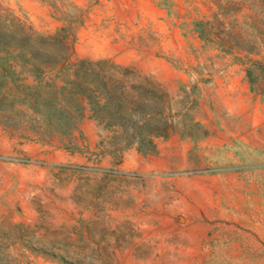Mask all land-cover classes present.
Instances as JSON below:
<instances>
[{"label": "rangeland", "instance_id": "1", "mask_svg": "<svg viewBox=\"0 0 264 264\" xmlns=\"http://www.w3.org/2000/svg\"><path fill=\"white\" fill-rule=\"evenodd\" d=\"M249 3L253 17L233 25L261 26L264 0ZM0 6L34 35L72 27L73 62L150 80L173 128L144 154L119 152L90 119L69 146L0 125V264H264V45L226 52L200 36L193 22L212 16L211 0Z\"/></svg>", "mask_w": 264, "mask_h": 264}, {"label": "trees", "instance_id": "2", "mask_svg": "<svg viewBox=\"0 0 264 264\" xmlns=\"http://www.w3.org/2000/svg\"><path fill=\"white\" fill-rule=\"evenodd\" d=\"M211 1L212 16L193 22L200 36L217 40L226 52L251 53L264 45V16L256 17L261 26L232 23L240 15L253 17L250 0L243 2L245 12L234 0ZM15 20L0 6V125L28 141L69 146L90 119L115 133L119 152L137 146L144 154L172 135L168 95L150 80L109 60L73 62L72 27L43 37Z\"/></svg>", "mask_w": 264, "mask_h": 264}, {"label": "crops", "instance_id": "3", "mask_svg": "<svg viewBox=\"0 0 264 264\" xmlns=\"http://www.w3.org/2000/svg\"><path fill=\"white\" fill-rule=\"evenodd\" d=\"M238 97H237V102H239V104H244L245 102H247L249 100V97H243L242 94L238 93ZM228 121V120H227Z\"/></svg>", "mask_w": 264, "mask_h": 264}]
</instances>
